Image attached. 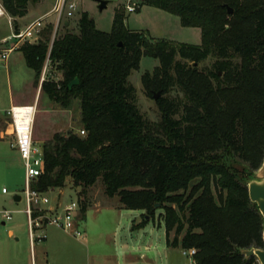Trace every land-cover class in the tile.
Returning <instances> with one entry per match:
<instances>
[{
    "label": "trees",
    "instance_id": "obj_1",
    "mask_svg": "<svg viewBox=\"0 0 264 264\" xmlns=\"http://www.w3.org/2000/svg\"><path fill=\"white\" fill-rule=\"evenodd\" d=\"M39 1L0 0L13 19ZM144 3L198 27L200 43L154 40L129 30L120 7L109 32L82 11L75 31L66 28L50 44L47 24L41 40L16 48L49 100L62 109L78 100L85 132L55 133L44 141V170L32 187L46 192L71 178L85 190L100 178L105 195L143 212L133 230L162 210L166 244L195 248L194 264H259L240 251L263 247V219L246 180L264 159V0ZM143 55L158 60L153 72L141 76L148 95L160 91L157 121L139 112L128 81ZM207 59L211 66H198ZM46 60L62 76L39 84ZM74 78L78 83L69 88ZM86 208L80 205L81 219Z\"/></svg>",
    "mask_w": 264,
    "mask_h": 264
},
{
    "label": "rangeland",
    "instance_id": "obj_2",
    "mask_svg": "<svg viewBox=\"0 0 264 264\" xmlns=\"http://www.w3.org/2000/svg\"><path fill=\"white\" fill-rule=\"evenodd\" d=\"M74 1L76 3V9L68 10L64 8L60 15L54 11L57 0H40L38 3L30 4L26 15L16 19H13L6 13L7 15L0 17V37L10 35L12 31H19L34 19L46 15L43 27L47 24H50L52 27L50 34L51 44L54 37L62 35L66 28L69 31H75L77 29V20L82 11H86L93 18L95 26L98 29L109 32L112 28L115 9L122 7L124 9V24L129 30L141 31L154 40L164 39L174 43L188 44H199L201 41L200 29L198 27L181 25L177 15L148 5L144 3L145 0H109L106 8L102 10H99L94 0ZM128 3H135L136 10L128 12L126 10V5ZM43 11L44 13L40 14ZM7 16H9L10 19H8ZM41 39L42 35L40 33V37L36 42ZM23 42H20L18 46ZM5 46L6 43H0V48ZM15 50L16 51L11 53L8 57L6 67L4 66V60L0 58V107L7 106L10 102L32 103L36 95V87L33 84V71L26 66L21 52L17 49ZM175 59L180 60V57L177 55ZM212 61L213 59H207L198 64V66L209 67ZM45 66L46 69L44 71ZM157 66V59L143 55L140 59L139 67L133 69L128 76L129 83L132 84L135 89L138 110L144 118L150 121H157L160 115L156 100L153 98L157 90H154L151 95H148L143 88L141 76L146 71L150 73L153 72L154 68ZM43 72H45V78H50L56 82L61 79L62 76L61 71L48 60L45 61L42 67L39 76V84ZM168 96L173 98V96H176V92L171 91V95ZM178 96L181 98V94H177V99ZM36 100L33 129L35 135H37L39 139L46 137L49 139L55 133L64 134L69 130L77 132L81 129L79 123L80 108L77 99L73 101L69 109H62L49 100L43 92L37 93ZM4 114H2V116H4ZM2 187H5L7 193H1ZM23 187L24 168L21 165L18 167L17 171H15L14 182H9L7 185H2L0 182V207L10 211L15 210L12 213L11 221L7 222L5 227H0L2 229L4 228V230L8 228L17 229L20 233L26 234V240L29 245L28 229L25 215L22 212L25 207V202L23 199L19 202L13 200V196L16 193L22 194ZM48 195L51 204L60 200L67 202L77 197L80 201V205H85L87 207L86 209H89L86 223L83 219L80 220L79 223L82 227L86 224V231L93 236L90 240L86 237L78 239L54 227H47L46 234H48V246L46 248V254L45 245L43 244L45 240L35 244L32 250L35 252L34 259L36 260V264H40L41 261L44 264H86L89 261V255L107 253L112 249L113 241L108 235L114 231L116 226H118L117 233H120L125 230L128 220L131 223V228L132 225L134 226L141 222L143 212L140 210L135 211L123 208L116 196L110 198L105 195L104 185L100 178L97 179L94 185L85 190H83L81 186L74 185L71 178H67L64 186L51 189ZM98 207H101L100 211L95 212V210H92ZM110 208L121 209L114 211ZM87 210L85 211L84 218ZM137 211L140 213H135ZM161 212L162 210L160 209L156 210L153 219L147 223L150 224V226H154L155 230H158L157 227L158 224H160L161 228L159 232H162L164 227L162 221L158 219V214ZM13 222L15 223L12 226ZM120 236H122V234ZM173 236L174 231L170 233V238ZM20 240L21 242L24 241V235L20 236ZM136 241L137 239H135V242ZM145 241V237L139 240L142 246L145 245ZM177 248H179V251H174L171 254L170 261H174L178 264H192V257L181 253V251L186 248H181L180 246ZM29 252L27 251V253ZM90 259L92 260V257Z\"/></svg>",
    "mask_w": 264,
    "mask_h": 264
},
{
    "label": "built area",
    "instance_id": "obj_3",
    "mask_svg": "<svg viewBox=\"0 0 264 264\" xmlns=\"http://www.w3.org/2000/svg\"><path fill=\"white\" fill-rule=\"evenodd\" d=\"M64 8L75 10L76 3L74 0H57L54 11L61 14ZM128 12L136 10L135 3L126 5ZM6 11L0 2V17L5 16ZM45 16L34 19L19 31H12L10 35L3 37L0 43L5 44V47L0 48V58L6 60L8 55L14 51L20 42L29 41L36 42L44 25ZM10 19L9 16H7ZM11 41V42H10ZM46 66L44 67V71ZM45 72L40 79V83L45 79ZM36 113L35 104L13 105L7 114L9 116L8 126L10 134L13 136L12 146L18 152L23 168H24V187L22 189V198L25 202L23 210L26 215L28 226V238L30 249L33 250L35 244L43 242L46 237V228L55 227L65 233L72 235L78 239L83 238L84 234L80 228V201L70 199L67 202L58 201L52 203L49 198V191L42 192L32 187V182L35 181L44 170V158L42 145H36L33 141V126L34 116ZM79 135H84L83 129L77 131ZM2 188V192H6ZM12 211L0 210V218L4 221L12 219ZM196 252L195 248L183 249L181 253L192 257ZM31 264H36L34 257Z\"/></svg>",
    "mask_w": 264,
    "mask_h": 264
},
{
    "label": "crops",
    "instance_id": "obj_4",
    "mask_svg": "<svg viewBox=\"0 0 264 264\" xmlns=\"http://www.w3.org/2000/svg\"><path fill=\"white\" fill-rule=\"evenodd\" d=\"M43 13L44 11L40 14H43ZM2 38L3 37H0V41ZM15 51L16 50L12 51L11 53ZM10 54L8 55V57L10 56ZM7 59L4 60L5 67L7 65V62H6ZM37 93H40V86L36 88V95L32 103H24V102L11 103L10 102L7 104V106L5 105V106L0 107V182L2 183V185L4 184L7 185L9 184V182H14L15 171H17L20 165L23 166L22 160L18 152L12 146L13 136L10 134V128L8 126L9 116H7L8 115L7 111L13 105H27V104L36 105ZM2 114H4V116H2ZM47 139H48L47 137L39 139L37 135H35V131L33 129V141L36 145L37 144L43 145L44 141ZM2 188H5V187H2ZM2 188H1V193L2 194L7 193V191L2 192ZM22 199H23L22 195L20 194L16 193L13 196V200L15 202H19ZM100 208L101 207H98L92 210H95V212H97V211H100ZM110 209L117 211V210H120L121 208L119 209L110 208ZM0 210H7V209L2 208ZM16 210H21V209H16ZM88 211L89 209L87 210L85 218L83 219L85 223H86ZM135 213L138 214L140 212L137 211ZM0 220H1L0 226H4V227L7 222L11 221V220L4 221L1 218ZM25 220H26V215H25ZM14 223L15 222L12 223V226ZM26 225H27V221H26ZM83 227L80 225V228L83 234L85 235L83 236V238L86 237L88 240H90V238L93 235L86 231L87 229L86 224L83 225ZM157 228L158 230H155L154 226H150V224H146L144 227L140 229L133 230L131 228V223L128 220L125 230L123 232L117 233L118 226H116L114 231H112L108 235V237L111 238L113 241V247L109 251L110 253L105 252L103 254L95 253L93 255H89V261L86 264H178L174 261H170V259H171V254L174 251H179L178 250L179 248L168 246L166 244V234H165L164 227H163L162 232H159L161 228L160 224H158ZM27 229H28V226H27ZM27 234H28V231H27ZM121 234L122 236H120ZM22 235H24L23 242H21L20 240V236ZM143 237H145V240H146L144 246H142L141 245L142 243L139 242V240H142ZM135 239H137L136 242H135ZM47 240H48V234L43 243L45 245V254H46V248L48 246ZM27 251L29 253H27ZM33 257L35 258V252H33L29 247L28 242L26 240V234L20 233L19 230L17 229L8 228L4 230V228L2 229L0 227V264H31ZM91 257H92V260L90 259ZM34 261L36 262L35 259ZM40 264H44V263L41 261ZM192 264H194L193 260H192Z\"/></svg>",
    "mask_w": 264,
    "mask_h": 264
},
{
    "label": "water",
    "instance_id": "obj_5",
    "mask_svg": "<svg viewBox=\"0 0 264 264\" xmlns=\"http://www.w3.org/2000/svg\"><path fill=\"white\" fill-rule=\"evenodd\" d=\"M97 3L99 10L106 8L109 0H94ZM227 11L232 13V8L227 6ZM78 83V79L74 78L68 83L69 88ZM160 95V91H157L153 98L157 99ZM248 197L251 202H254L263 219V247H251L241 249V253L245 257L255 256L259 264H264V159L260 167L252 174L250 178L246 180Z\"/></svg>",
    "mask_w": 264,
    "mask_h": 264
}]
</instances>
